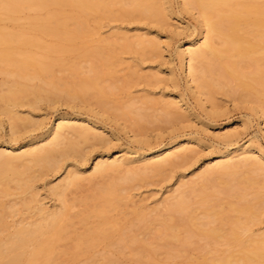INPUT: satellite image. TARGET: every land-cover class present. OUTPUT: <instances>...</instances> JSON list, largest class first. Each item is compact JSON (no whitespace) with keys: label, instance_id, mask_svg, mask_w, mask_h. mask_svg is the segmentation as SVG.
I'll return each instance as SVG.
<instances>
[{"label":"bare ground","instance_id":"1","mask_svg":"<svg viewBox=\"0 0 264 264\" xmlns=\"http://www.w3.org/2000/svg\"><path fill=\"white\" fill-rule=\"evenodd\" d=\"M117 3H120V9H114ZM54 4L63 8L71 7L78 15L61 16L59 13H53L49 19L56 24L55 27L40 22L36 27L62 38L68 33L75 35L83 30L87 17L82 20L80 16L84 14L98 17L103 13L115 16L117 12H121L128 16L137 14L138 17L162 21L173 13L169 0H126L125 3L121 0H0V9L17 11L34 6L45 8ZM183 5L187 11L198 12L200 26L198 36L192 37L187 47L180 51L183 60L188 57V82L192 85L194 83L193 86L197 87L201 94L212 97H215L216 87L230 88V83H235L239 95L264 97V0H183ZM72 25L73 30H69ZM133 38L132 40L130 36H116L109 39V44L115 46L121 39L122 47H139L146 53L154 51L158 45L156 40L148 35L139 34ZM99 41L104 40L100 38ZM5 43L14 46L8 50L0 49V75L5 76L0 79V116L5 123L8 120L10 126V143H0V224H5L12 212L32 214L34 202L39 201L35 184L40 177L62 170H67V174L52 187L53 193L61 200V206L54 209L37 206L32 218L30 217L33 220L22 217L19 222L16 221L6 240L0 242V264H54L58 259L72 260L82 252L90 251L100 240L113 237H116L114 245L123 256L129 248L138 249L139 255L143 254L140 260L145 264H154L155 254L161 248H165L166 252L179 250L182 254L186 253L191 245L198 243V237L204 239L206 245L231 240L240 245L239 249L230 250L220 258L207 259L204 264L264 262V232L257 237L247 236L252 232L253 224L259 220V211L264 207L263 189H258L259 192L248 199L249 190L256 187L257 183L259 185L260 181L246 172L241 176L237 175L239 169L254 164L264 171V148L261 145L239 144L238 141L235 142L237 133L226 134V149L207 160L202 166L203 170L194 179L183 181L177 194L166 197L155 208V211L167 210L169 213L168 215L166 212L168 217L165 216L161 223L162 228L158 229V233L155 232V238L162 243L155 245L153 242H147L149 240L141 235L137 237L131 227L119 234L118 222L109 219L108 214L123 204V192L137 179L150 177V170L154 176L163 175L169 167L188 162L191 154L185 145L192 142V137L175 134L168 141L158 143H150L147 138H142L146 145L140 150L129 153L121 151L113 159L106 154H99L93 167L84 171L82 168L90 159L92 150L98 144L110 143L105 134L98 132V129L105 128V125L97 124L81 113L63 112L56 118L57 123L36 134L34 132L44 121L34 120L31 115H22L19 107L26 104L38 107L43 100L57 101L52 98L60 89L56 83L69 82V76L57 78L56 67L69 71L73 76L78 75V81L74 84L82 92L88 93L90 88L104 92L105 87L100 81L98 67L91 64L89 70L82 75V66L79 67L69 59L45 60L21 52V45L37 44V39L32 36L0 32V44ZM73 50L75 49H68ZM100 53L102 52H96V55L100 56ZM112 70L107 74L114 76ZM35 80H40L43 84L33 83ZM72 97V100L78 99L74 94ZM132 105L127 104L122 113L123 117L134 112L139 118H146L144 110L133 109ZM69 106L80 107L71 103ZM174 107L173 102H164L166 116L180 113L174 110ZM97 114L108 116L100 110H97ZM257 114L259 119L264 121V100ZM25 135L28 137L22 143ZM19 150L22 151L18 152ZM74 157L80 160L76 159L75 168L69 169L68 162L75 160ZM137 163H142L140 165L143 166ZM123 173L124 175L119 176ZM100 176L103 179L108 177V181L104 179V182H95V178ZM84 180H89L94 184L93 187L100 185L95 188L97 192L83 200V212L73 215L71 206L75 204L67 202L66 192L73 186L81 185ZM260 185L259 188H264V182ZM191 193H196L198 197L196 207L191 202ZM217 193L236 197L237 201L225 204L217 198ZM7 196H14L16 199L13 202H4L3 198ZM244 200L246 203L242 204ZM198 210L202 211V216L198 214ZM91 215L106 218L103 224L87 228L80 233L77 243L75 242L69 257L66 258L68 252L62 251L61 254L58 247L77 229L75 225L78 220L85 222ZM76 219L77 221H74ZM151 220V217L143 214L135 225L142 228L148 226ZM148 229H151V226ZM43 235L46 237L42 239ZM134 245L137 247L134 248ZM100 263L124 264L119 257L112 256L105 257Z\"/></svg>","mask_w":264,"mask_h":264},{"label":"rangeland","instance_id":"2","mask_svg":"<svg viewBox=\"0 0 264 264\" xmlns=\"http://www.w3.org/2000/svg\"><path fill=\"white\" fill-rule=\"evenodd\" d=\"M125 1L121 0L122 3ZM169 2L173 13L166 16L162 21L138 17L137 14L128 16L121 12H117L115 16L103 13L98 17L84 14L80 16L82 20L87 17L83 30L75 35L68 33L63 38L41 31L36 27V24L39 22L48 23L55 27L56 24L49 19L51 14L78 15L71 7L63 8L54 4L45 8L34 6L21 8L17 11L0 9V32L32 36L37 39V44L21 45V52L33 54L45 60L69 59L77 63L78 66H82V75L86 73V70H89L91 64L98 67L101 76L100 81L105 87L104 92L96 88H90L88 93L82 92L75 85L78 81V75L73 76V74H69V71L56 67L57 78L69 76L67 79L69 82L57 81L56 83L60 89L55 91L58 96L55 94L52 95V98H56L57 103L53 100H43L38 107L29 104L19 107L22 115H31L34 120L44 121V124L34 132L36 134L42 133L49 126L57 123L55 122L56 118L63 112L81 113L82 116L91 118L97 124L105 125L106 127L98 129V132L105 134L110 143L108 145L98 144L92 150L90 159L82 168L84 171L93 167L99 154H106L107 157L113 159L118 152L129 153L140 150L146 145L142 138H147L150 143H158L168 141L175 134L192 137V142L185 145L191 154V159L188 162L169 167L163 175L154 176L150 172L151 170H148L150 177L137 179L130 184V188L123 192V204L108 214L109 219L118 222L119 234L131 227L133 234H137V237L141 235L149 240H146L147 242H153V244L162 243L155 238V232L162 228L161 223L169 215L167 210H161V212L155 211V208L166 197L177 194V190L180 189L183 181L194 179L203 170L202 166L207 160L214 158L219 151L226 149V141L224 140L226 134L235 132L237 133L235 142L259 144L264 148V121L259 119V114H257V111L259 112L262 108L264 97L256 98L252 94L239 95L240 92H238L239 89L235 83H230V88L216 87L215 97H212L201 94L200 90L193 86L194 83L193 85L190 84L188 82V57L186 56L183 60L180 51L187 47V43L192 37L198 36L200 29L199 14L196 10L190 12L184 9L183 0H169ZM120 7V3H117L114 9H120ZM72 27L73 25L69 30H73ZM139 34L148 35L149 38L156 40L158 45L154 51L151 50L146 53L139 47H122L123 40L121 39L115 46L109 44L110 38L130 36L133 40V37ZM100 38H103L104 41H99ZM11 46L14 44H0V49L8 50ZM59 47L64 49H58ZM68 49L75 50L68 51ZM99 51L102 53L97 56L96 52ZM105 64L107 65L105 66ZM113 68L114 70H112ZM110 70L114 71V76L107 74ZM3 77L5 78L1 74L0 79H4ZM73 78L75 82H73ZM33 83L43 84L40 80H35ZM73 94L78 99L72 100L74 99ZM59 96L60 99H58ZM147 99L154 101H146ZM164 102H173L174 110L180 113L166 116L163 109ZM69 103L80 107L72 108ZM127 104H133V109L141 108L144 110L147 114L146 118H139L134 112L123 117L122 113ZM112 106L116 108H112ZM97 110L107 113L108 116L97 114ZM7 122L8 120L5 123L0 116V143H10V126ZM27 137L28 135L24 136L22 143ZM74 159L68 162L69 169L75 168L76 159L80 160L77 157ZM244 172L260 181L259 185L257 183L256 187L249 190L250 193L247 198H252L256 192L262 189L264 196V188H259L260 184L264 182V171L254 164L239 169L237 175L241 176ZM66 174L67 170H62L58 173L51 172L38 179L35 184V192L38 193L39 201L34 202L32 214L37 210V206L49 209L61 206V200L53 193L52 187L60 182ZM88 174L90 173H86V175ZM121 175L124 173L119 174V176ZM95 179V182L108 181V177L104 180L102 176ZM93 185L89 180H84L81 185L73 186L67 190V202L72 205L75 204L71 206L73 215L74 213L76 215L82 213L85 207L82 205L84 204L83 200L87 196L93 195V192H97L95 188L100 184L95 185L96 187ZM191 194V202L196 207L195 202L198 197L195 195L196 193ZM217 195V198L225 204L237 201L236 197L224 193H217ZM15 199L14 196H7L3 198V201L13 202ZM245 203V200L242 201V204ZM197 212L202 216L201 210ZM32 214L12 212L7 217L6 223L0 224V242L6 240L9 233L14 229L13 225L16 221L19 222L22 217L23 219L29 217L28 220H33L31 219ZM143 214H147L152 220L150 223L148 222V226L140 228L135 224ZM258 215L259 220L253 224L252 232H249L247 236L257 237L264 232V207ZM105 218L106 216L91 215L85 222L78 220L75 225L77 229L65 240L66 242L62 241L63 243L59 244L58 252L61 251L63 254L67 251L68 254L65 257L68 258L71 248L77 243L78 235L87 228L103 224ZM149 226L152 230L148 229ZM45 237V235L41 236L42 239ZM115 239L116 237L100 240L90 251L82 252L75 259L65 261L58 259L54 264H99L107 256L119 257L124 264H145L142 259L140 260L143 254L140 253L139 255L138 249L129 248L126 250L127 254L123 256L114 245ZM197 241L198 243L191 245L184 254L180 253L179 250H171L169 251L170 254L166 252L165 248L158 249L154 264H204L207 259L220 258L228 251L240 248L239 243L234 240L212 245H206V241L199 237ZM133 247L136 248L137 245Z\"/></svg>","mask_w":264,"mask_h":264}]
</instances>
